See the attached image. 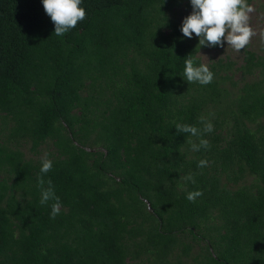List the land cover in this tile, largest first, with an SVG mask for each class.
Instances as JSON below:
<instances>
[{
    "label": "trees",
    "instance_id": "obj_1",
    "mask_svg": "<svg viewBox=\"0 0 264 264\" xmlns=\"http://www.w3.org/2000/svg\"><path fill=\"white\" fill-rule=\"evenodd\" d=\"M79 6L58 37L42 0H0V264H264V38L189 84L185 58L220 47L183 36L191 0ZM201 116L196 152L175 126Z\"/></svg>",
    "mask_w": 264,
    "mask_h": 264
},
{
    "label": "clouds",
    "instance_id": "obj_2",
    "mask_svg": "<svg viewBox=\"0 0 264 264\" xmlns=\"http://www.w3.org/2000/svg\"><path fill=\"white\" fill-rule=\"evenodd\" d=\"M45 12L54 22V34L58 37L64 36L71 29L76 28L78 22L87 18L86 10L80 7L82 0H42ZM192 12L184 18L180 31L183 36L191 39L193 34L199 38L196 47H224V41H227L228 47L236 51L244 49L251 38L257 35L252 28L250 19L255 12L253 5L248 4L247 0H191ZM264 38V33H260ZM184 79L190 83H199L208 85L214 80V73L206 64L196 63L193 54L187 56L184 60ZM202 128L188 124H176L175 128L180 133L190 134L192 137H198L199 143L188 141L192 151H200L201 148L208 149L210 142L203 139L205 133L214 131L212 122L204 116L199 117ZM208 161L201 159L198 167L208 166ZM53 168L52 160L45 155L42 158L40 175L37 177V185L41 190V205L47 204L50 200L54 201L51 205L50 218H55L61 211L60 198L55 194L51 180L47 181V187H44V175ZM183 179L195 183L192 174L184 176ZM203 195L202 191L189 192L186 199L189 202H195Z\"/></svg>",
    "mask_w": 264,
    "mask_h": 264
},
{
    "label": "rangeland",
    "instance_id": "obj_3",
    "mask_svg": "<svg viewBox=\"0 0 264 264\" xmlns=\"http://www.w3.org/2000/svg\"><path fill=\"white\" fill-rule=\"evenodd\" d=\"M250 4L255 8V12L250 14V23L252 28L256 31L257 35L251 38L249 44L245 48H256L262 40L260 33H264V0H251ZM190 14L191 13L187 12V10L181 11L183 19ZM244 49L236 51L232 47H228L227 41L225 40L224 47L204 51L200 54V56L203 63L206 65L218 59L227 58L239 64L241 63L242 52Z\"/></svg>",
    "mask_w": 264,
    "mask_h": 264
}]
</instances>
